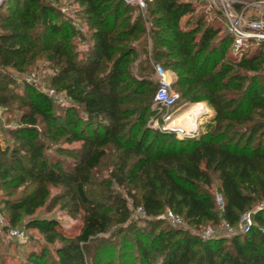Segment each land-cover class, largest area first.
Listing matches in <instances>:
<instances>
[{
  "label": "trees",
  "instance_id": "trees-1",
  "mask_svg": "<svg viewBox=\"0 0 264 264\" xmlns=\"http://www.w3.org/2000/svg\"><path fill=\"white\" fill-rule=\"evenodd\" d=\"M59 1L0 6V106L20 110L3 129L12 142L0 143V209L7 226L35 228L45 240L19 264H128L131 256L134 264H264V209L246 232L191 231L236 226L264 201V39L234 56L226 28L197 11L202 0H151L144 13L123 0H75V17ZM37 56L53 68L48 87L63 99L29 82L8 87L6 70L25 71ZM151 60L175 75L173 109L200 101L213 109L194 135L148 124L153 72L158 86ZM110 152L114 166L98 198L87 185ZM57 205L81 214L76 235L37 215ZM168 209L189 226L158 217Z\"/></svg>",
  "mask_w": 264,
  "mask_h": 264
},
{
  "label": "rangeland",
  "instance_id": "rangeland-1",
  "mask_svg": "<svg viewBox=\"0 0 264 264\" xmlns=\"http://www.w3.org/2000/svg\"><path fill=\"white\" fill-rule=\"evenodd\" d=\"M61 7V9L66 12V13H70L72 16L71 17H75L76 14H80V5L75 2V0H60L58 3ZM197 11H202V9H204V11H207V19H209V21L219 24L222 26V29H225V23L224 20H222V18L218 17L215 18L214 17V13H213V8H211L210 10H208V7L206 5H204L203 3L197 5ZM134 9V8H132ZM134 14L137 13L136 10L133 11ZM262 10L259 9H255V8H251L248 11V15H258L261 14ZM145 16V15H143ZM184 20L185 17L182 18L181 20V25H184ZM74 22L82 29H85V24H84V20L83 19H78L75 18ZM264 44V43H263ZM262 44V49L264 50V45ZM260 45V41H255L253 42L250 47L246 50H243L242 52H236L234 51L233 48L230 49V52L234 55L237 56L238 58H240L242 56V54L245 51L251 52L253 51L256 47H258ZM170 71H172L169 68H166ZM6 73V76L8 77V87L9 88H13L15 91L16 90H22L23 86L26 82L32 83L34 85H37L38 87H40L42 90L48 92L49 89H52L50 87H48V79L49 76L51 75V73L53 72V68L50 67V64H48V61L46 60V58L44 56H37L36 58H34L32 60V63H30L29 65L26 66V70L25 71H21L18 72L17 70H14L12 68H8ZM173 72V71H172ZM174 75V73L172 74ZM175 76V75H174ZM153 78H154V83L152 86V93L155 96L156 93V88H157V82H156V78H155V74L153 72ZM56 98H59L60 100L63 99V96L60 93H53ZM52 94V95H53ZM195 104V103H193ZM191 105H186L181 106V107H176L174 110V114L177 112H186V110H188ZM193 106V105H192ZM10 106H8V109L5 110V108L1 107L0 108V143L2 145H4L7 142H12L13 138L11 136H9L8 134L5 133V131H3V129H10L15 121H16V117L19 116L20 114V110H16V104L14 106H12L13 109L9 108ZM152 107L155 109V113L151 114L149 116V122L148 124L151 125V127H158L161 124V122L163 121L166 122L167 120V110H159L158 108H156V105L152 104ZM182 114V113H180ZM207 118V117H206ZM205 118V119H206ZM209 119V118H208ZM203 121V120H202ZM207 121V120H204ZM192 125V119L191 121L186 125V127H190ZM200 125V124H198ZM201 126V125H200ZM200 126L198 127L199 129H202V126L200 128ZM116 154H114L113 152H110L107 154V156L102 160V162L100 163V165L95 169L92 179L90 181V183L87 185V190L88 193L90 195H93L95 197L101 198L102 195L107 192L106 188H105V182L107 179H110V171L112 170L113 166H114V162H115V157ZM112 188L116 191H122L124 194V191L122 190V187H118L117 184L114 182ZM62 188L61 187H52L51 188V193H57L59 191H61ZM3 196V192L2 190H0V198ZM50 208L48 207H42L37 211V215L40 216H53L56 219H58V221L61 223V225L67 230L68 233L72 234V235H76L79 230L80 227L82 226V218H81V214H77L75 217L71 216L67 209H64L63 207L60 206H55L54 208H52L51 210H49ZM140 207H138L135 210V218H137L138 216H140V214L138 213L140 210ZM142 223V222H140ZM215 230H217V233L225 235L224 234V230L221 229L220 227H215ZM239 230V229H238ZM201 231V230H200ZM109 233L105 234L108 235ZM229 236V235H228ZM28 241V242H27ZM24 243V245L22 244ZM27 243V244H26ZM45 244V240L44 237L41 233H39V231L35 228H27L26 229V237L23 240H19L14 241V239H12V237H9L7 235H2L0 236V264H19L21 258L25 257L26 253L29 251V249L32 248H39L40 245ZM49 247L51 248V246L49 245ZM135 257L131 256L129 257L128 260V264H134L135 262Z\"/></svg>",
  "mask_w": 264,
  "mask_h": 264
},
{
  "label": "built area",
  "instance_id": "built-area-1",
  "mask_svg": "<svg viewBox=\"0 0 264 264\" xmlns=\"http://www.w3.org/2000/svg\"><path fill=\"white\" fill-rule=\"evenodd\" d=\"M5 0H0V6ZM128 4H133L138 7L143 13L147 9L148 2L151 0H123ZM208 9L219 10L224 19L225 28L232 36V48L236 52H242L250 47L255 41L264 39V0H202ZM251 8L262 10L261 14L248 15ZM154 71L157 75L158 86L154 96V104L159 110H167V120L162 125L164 129H170L177 132L178 136L194 135L199 130V121L190 127H183L181 125H172V115L174 113L173 107L180 99V94L173 86L172 82L174 75L172 71L163 67L161 63L151 60ZM49 94H53L54 90L49 89ZM1 108V106H0ZM215 200L217 205L222 207L224 204V197L220 192L215 193ZM264 209V201L258 203L253 209L242 213L239 222L236 226H232L226 221L221 224V229L224 230L225 235L242 231H249L253 224V213L257 210ZM140 211L141 208L139 209ZM159 218L168 220L172 225H179L188 227V223L180 215L175 214L170 209L158 215ZM239 229V230H238ZM192 232L200 234L207 238L217 233V230L211 226H206L201 231L191 229ZM6 233L8 236L23 240L26 237V232L21 227L7 226L6 216L0 209V236Z\"/></svg>",
  "mask_w": 264,
  "mask_h": 264
},
{
  "label": "crops",
  "instance_id": "crops-1",
  "mask_svg": "<svg viewBox=\"0 0 264 264\" xmlns=\"http://www.w3.org/2000/svg\"><path fill=\"white\" fill-rule=\"evenodd\" d=\"M179 107H181V106H179ZM189 107L190 108L188 110H186V111H189L188 115H186L187 120L184 123H180L179 121H175L174 119L176 117H178L179 115H181L180 113L184 114L185 112L184 113L183 112H177L175 114L173 113V115H172V118H173V121H172L173 123L172 124L173 125H181V126H185L186 127V125L191 121L192 117L196 115V111L200 112V114L202 115V117H199V118H202L203 121L200 122V120H199V122H198L201 126L205 122H208L209 120H211V118L213 117V113H214L213 109L205 101L196 102L195 104H191V106H189ZM204 120H207V121H204ZM201 126H200V128H201ZM202 129H203V126H202Z\"/></svg>",
  "mask_w": 264,
  "mask_h": 264
},
{
  "label": "bare ground",
  "instance_id": "bare-ground-1",
  "mask_svg": "<svg viewBox=\"0 0 264 264\" xmlns=\"http://www.w3.org/2000/svg\"><path fill=\"white\" fill-rule=\"evenodd\" d=\"M197 106V105H196ZM195 107V106H194ZM193 107V108H194ZM192 109V108H191ZM189 111H186L184 114H181L179 115L178 117H176L174 120L175 121H179L180 123H184L186 120H187V117L186 115H188ZM199 117H202V115L200 114V112L196 111V115L192 117V125L195 124V121H199L200 122L203 120L202 118H199ZM173 123V122H172ZM173 125V124H172ZM191 125V126H192ZM185 127V126H183Z\"/></svg>",
  "mask_w": 264,
  "mask_h": 264
}]
</instances>
